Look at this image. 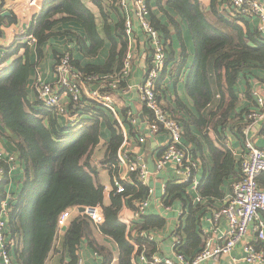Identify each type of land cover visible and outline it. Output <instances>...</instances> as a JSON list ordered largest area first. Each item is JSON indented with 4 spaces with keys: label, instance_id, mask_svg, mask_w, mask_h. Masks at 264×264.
<instances>
[{
    "label": "trees",
    "instance_id": "1",
    "mask_svg": "<svg viewBox=\"0 0 264 264\" xmlns=\"http://www.w3.org/2000/svg\"><path fill=\"white\" fill-rule=\"evenodd\" d=\"M89 1L98 10L101 28L96 24L95 13L82 0L44 1L28 30L36 40L37 59L42 56V45L50 38L72 32L78 41L79 51L85 57H95L105 46L108 47L107 57L100 64L82 65L68 51L78 72L106 75L122 69L128 51L125 14L117 4L118 0ZM151 1L146 0L149 19L160 33L166 50L165 65L157 84V92L161 95L158 101L179 122L182 139L191 142L195 150L206 143L212 158V166L201 186L205 189L201 192L200 202L194 204L189 198L188 183L168 182L164 195L166 205L180 200L188 206L186 224L180 223L177 230L184 237V243L177 251L191 257L204 246L197 223V212L203 209L201 203L210 200L209 194L221 196L219 187L231 174H235L234 168L239 167L240 159L228 147L226 134L231 131L239 137L244 135L242 128L248 124L246 118L251 109L247 106L237 111L239 82L241 78L248 80L257 77L259 71L264 72V37L256 26H250L234 13L231 0H210L208 9H204L199 0H154V4ZM15 21L14 16H4L0 11V36L1 26ZM70 24L81 28L83 34L70 30L54 31L57 25L65 27ZM183 25H187L194 45L193 62L187 69L189 54L182 35ZM81 38L87 42H82ZM174 38L180 47L178 57L172 46ZM24 47L22 55H17L18 47L5 53L2 60L10 53L16 57L11 65L2 71L0 69V138L12 145L15 157L25 164L22 189L11 206L8 219L15 243L12 251L14 261L16 264H46L52 253L57 257L54 264H76L80 242L86 240L102 257V264H113L112 250L98 243L100 234L116 245L115 264H132L133 245L127 235L130 236L131 231H148L151 226L160 227L164 219L146 216L139 224L133 223L126 235V226L118 220L119 210L123 202L133 208L134 202L146 195V188L140 184H126L117 177L118 182L125 185V192H111L110 204L103 205L104 187L98 183L96 170L89 163L91 151L99 144L100 127L104 123L109 138L105 143L102 164L112 177L117 176V153L124 140L122 130L110 111L84 95L78 103L67 102V112L79 115L75 125L65 122L61 115L44 107L37 98L31 103L26 86L33 64L29 61L27 46ZM60 55L55 53L56 60ZM169 67L174 86L178 74L185 79L191 106L176 94L171 96L173 104L167 103L165 77ZM244 93L253 99L250 89H245ZM191 126L200 132L203 142L192 135ZM259 132L263 133L264 129ZM191 153L194 156V152ZM7 181L5 176L0 185V201ZM261 183L264 187V180L261 179ZM113 185L115 188L114 181ZM97 204L102 206L104 215L101 225L97 226L84 214L77 213L58 233L57 218L62 211L73 206ZM136 241L146 246L149 255L154 253L152 242L143 238ZM258 245L264 247V243Z\"/></svg>",
    "mask_w": 264,
    "mask_h": 264
},
{
    "label": "built area",
    "instance_id": "2",
    "mask_svg": "<svg viewBox=\"0 0 264 264\" xmlns=\"http://www.w3.org/2000/svg\"><path fill=\"white\" fill-rule=\"evenodd\" d=\"M128 0H118V5L125 13V29L129 39L131 37L134 19L141 30L144 39L152 49L151 59L145 69L142 83L138 86V93L143 105L152 113V119L147 125L149 134L164 132L168 139L161 148L158 156L153 160L154 171L163 172L173 169L174 173L181 178L179 184L188 183L192 189H197V172L200 163L191 151L182 143V129L178 121L172 118L158 101L157 92L158 80L165 65L166 50L165 43L160 33L156 30L149 19V8L146 0H131V8H128ZM32 3V0H31ZM234 13L243 19L255 18L257 20V30L264 36V3L261 0H231ZM28 43L36 42L35 38L29 34L25 37ZM72 56L68 51L62 53L54 62L52 67L53 80L44 81L39 75L34 82V91L37 100L44 106L54 110L61 115L65 121L75 123L78 113L69 114L67 112V102L78 103L81 96L94 102L112 113L121 127L117 104L114 100V92L119 90L121 81L127 78L131 72L133 55L128 47L122 69L114 74H82L72 65ZM97 85L95 89L93 86ZM251 95L256 100L257 108L249 111L246 120L245 133L248 136L250 130L257 129L258 124L264 120V96L255 89L251 90ZM128 124L131 130L137 133V142L143 144L146 135L139 131L134 114L131 111L126 113ZM126 137L117 153L118 174L115 176L114 194L125 192L123 183L140 184L146 188L145 198L134 203V211L129 219L120 218L127 229H131L132 224L138 221L145 213L149 205V197L153 195L154 189L149 185V172L147 164L139 157H135L130 152L124 151ZM239 175L230 185V194L226 198L223 206L214 212V221L224 217L228 228L224 241L220 245L213 246L211 241H206L201 250L191 257L184 256L177 251L179 245L183 244L182 237L175 233L174 237V259L167 257L152 256L147 260L144 253H140L139 259L149 264H204L208 261H215L222 255H229L235 245L246 237L250 229L255 234L256 240L264 242V187L261 179H264V149L258 147L249 137H246L241 148ZM17 158L12 152H8L3 146L0 138V185L4 182L5 176L8 181L3 185L4 197L0 201V264H16L13 258L14 240L8 226L11 206L16 202L12 192L6 189L12 171L16 168ZM171 182V181H169ZM167 184L161 187L162 196L159 205L170 209V205L164 203ZM201 201L197 194L194 203ZM79 207L73 206L62 211L57 218V231L62 232V228L67 226L72 216L77 213L87 216L95 225L99 226L104 222V215L101 205L83 206V211H78ZM180 216L184 210H180ZM132 237L138 236L148 241L153 239L149 231H131ZM145 251L144 245H139ZM243 260L248 264H262L264 255L255 249L252 244L244 246ZM76 264H84L81 259Z\"/></svg>",
    "mask_w": 264,
    "mask_h": 264
},
{
    "label": "crops",
    "instance_id": "3",
    "mask_svg": "<svg viewBox=\"0 0 264 264\" xmlns=\"http://www.w3.org/2000/svg\"><path fill=\"white\" fill-rule=\"evenodd\" d=\"M44 1L45 0H32L31 3V0H0L1 14L4 16H14L16 19L14 23L1 26L2 35L0 36V61L3 59L5 53H9L17 47V55H22L24 53V46H27L29 61L33 64L26 86L27 96L31 103H34L36 101V94L34 91V82L36 77L39 75L46 82L53 80L52 67L54 62L56 61V52L62 54L66 51H70L71 55H74L73 58L79 60L82 65L86 63H103L108 53V47L105 46L95 57L88 58L83 56L82 52L79 51V48L77 47L78 41L76 39V36L71 32L67 35L53 36L52 38H50L45 44L42 45V56L37 59L36 42L34 41L28 43V39H26L25 37L29 36L28 30L35 18L40 13ZM82 1L89 7L91 11L95 13L96 17H100L97 8L89 0ZM199 1L204 9L209 8L210 0ZM261 1L264 3V0ZM127 3L128 8H131V0H128ZM151 3L154 4V0H152ZM246 21L250 26L257 25V20L255 18H248L246 19ZM132 23L133 29L131 37L128 39V47L133 55L131 72L127 78L121 81L123 84L120 83L119 87L121 86V84L122 87L114 92L113 97L117 104L116 106L119 113V118L122 122V126L120 128L122 130L123 136H125L127 140L123 145L124 151L130 152L135 157L141 158L147 164L148 170L149 172H151L149 176V185L154 189L153 195L149 197V205L146 208L145 213L138 221L135 222L139 224L144 220V217L154 215L160 216L164 219V224L162 226L149 227L148 231L152 233L153 236V239L150 240V242H152V244H154L155 246L154 253H151L150 255L148 254L146 246L145 251H143L142 248L139 247L140 244H138V241H136V239L142 238L134 236L132 237V241H130L131 236H128V233L126 231L127 239L133 245L131 263L149 264L140 261L139 255L141 252L144 253V256L147 260H150V258L155 255L158 257H167L174 259L173 243L175 233H177V230L181 226L180 223L184 225L186 224L185 221L187 218L188 206L180 200L174 201L171 204L170 209H166L165 207L159 205L158 200H160L162 196L161 187L165 185V183L167 184L169 181H171V183L179 184L178 182H180L181 178L174 173L172 168L163 172L154 171L153 160L156 156H158L162 146L167 142L168 137L164 132L149 134L147 130V125L152 119V113L141 102L137 88L143 81L145 69L152 56V49L144 39V36L139 29L137 22L132 19ZM96 24L98 26L97 18ZM63 30H70L83 34V30L81 28H77L76 26L71 24L65 27H63L62 25H57L54 29V31ZM182 35L187 47V52L189 54L188 64L186 66L187 69V67H190L191 63L193 62L194 57V45L187 25H183ZM81 40L82 42H87V39L85 38H81ZM172 46L178 57V49L180 47L176 38H174ZM15 57L16 55H11L10 53V55H8L6 59L2 60L3 63L0 64L1 71L11 65ZM170 70L171 68L169 67L166 71L165 77V81L168 85L167 103L169 102L173 104L171 102V96H174V94H176L182 100H184L188 106H191L192 102L187 96L185 90V79L182 78V75L178 74V81L174 86V80L170 75ZM247 88L250 89V93L251 90L255 89L264 96V72L259 71L257 77L249 78L248 80H245L244 78L240 79L238 93L239 102L237 104V111L247 106H249L251 110H255L257 108L255 98L253 97V99H250L248 98V96H245L244 91ZM128 111H131L134 114L139 131L146 135L145 142L143 144H139L137 142V133L135 132V130L131 132V128L133 126L130 127V125L128 124L126 117V113ZM237 119L238 118L236 117V122ZM260 129H264V120L258 124L257 129L250 130L248 132V136L245 133V128H242L244 135H240V137L236 136L234 132H227L226 143L237 158L240 159V155L242 152L241 148L243 147V142L245 141L246 137H249L258 147L264 148V132L260 133ZM100 130V141L99 144L91 151L89 156V163L96 170L95 178L97 179L98 183L104 187L103 205H109L111 202L110 193L114 191L113 181L116 178L112 177L108 169L103 167L102 159L104 158L105 143L109 138V131L104 123H102ZM190 131L196 139L203 142L201 134L197 129L191 126ZM1 141L2 146L8 152H12L13 154L15 153L12 145L9 142L5 141L3 137ZM182 143L190 151L194 152L195 158H197L200 163V167L197 172V189L195 191V189H192V186H189L187 191V193L189 194V198H191V201L194 203V198L197 196V194L202 198L203 194L201 192H203L205 188L201 189V186L204 185V181L208 176L209 169L212 166V158L206 143L203 142V146L196 150L195 146L191 142H187V140L182 139ZM234 170L235 174H231L219 187V189L221 190V196L215 197L214 195L209 194L208 198L210 200L208 202L205 201L204 204L201 203L203 209L197 212L198 230L203 239V245L208 240L211 241L213 246L220 245L224 241V237L228 228L227 221L226 219H224V217H221L215 222L213 215L214 212H217L223 206L226 198L230 194V185L232 181L239 175V167L237 166V168H234ZM24 175L25 164L17 159L16 168L12 171L9 179V184L6 186V189L12 192L15 199H17L19 193L21 192ZM199 187L202 191L199 190ZM145 197L147 196L145 195L143 198ZM180 210H184V214L182 216H180L179 214ZM133 211L134 207L131 208L130 206H127L125 202H123V205L118 213V220L120 221V218L129 219L132 216ZM120 222L123 223L122 221ZM97 240L99 244L106 245L112 250L114 254L113 264H115L117 261L116 245L110 239L103 237L100 234L97 236ZM182 241L184 243V237H182ZM258 243L263 244L264 242L257 241L255 234L250 229L246 237L240 240L235 245L234 249L229 255H222L218 257L217 260L208 261L204 264H248L243 260L244 246L246 244H252V246H254L256 250L261 251L264 255V247L262 245H258ZM56 244L58 245V239L56 240ZM257 246H259L260 248L257 249ZM78 259H81L84 264H102V257H100L87 244L86 240H82L80 242ZM55 261H57V257L56 255L51 253L46 264H54ZM262 264H264V261Z\"/></svg>",
    "mask_w": 264,
    "mask_h": 264
},
{
    "label": "water",
    "instance_id": "4",
    "mask_svg": "<svg viewBox=\"0 0 264 264\" xmlns=\"http://www.w3.org/2000/svg\"><path fill=\"white\" fill-rule=\"evenodd\" d=\"M96 87H97V85H94V86H93V89H95ZM83 210H84V209H83V206H80V207L78 208V211H79V212H82ZM64 229H65V227L62 228V231H63Z\"/></svg>",
    "mask_w": 264,
    "mask_h": 264
},
{
    "label": "rangeland",
    "instance_id": "5",
    "mask_svg": "<svg viewBox=\"0 0 264 264\" xmlns=\"http://www.w3.org/2000/svg\"><path fill=\"white\" fill-rule=\"evenodd\" d=\"M97 21H98V26L101 27L102 26V20L101 17H96Z\"/></svg>",
    "mask_w": 264,
    "mask_h": 264
},
{
    "label": "bare ground",
    "instance_id": "6",
    "mask_svg": "<svg viewBox=\"0 0 264 264\" xmlns=\"http://www.w3.org/2000/svg\"><path fill=\"white\" fill-rule=\"evenodd\" d=\"M78 118H79V116L77 117V120H76V122L75 123H71L72 125H75L76 123H77V121H78ZM65 122H67V121H65ZM79 127V126H78ZM122 145V144H121Z\"/></svg>",
    "mask_w": 264,
    "mask_h": 264
}]
</instances>
